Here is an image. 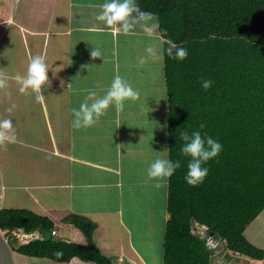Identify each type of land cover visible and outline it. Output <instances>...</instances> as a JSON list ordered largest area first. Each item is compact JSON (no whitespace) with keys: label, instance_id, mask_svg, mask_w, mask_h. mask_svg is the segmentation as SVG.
Wrapping results in <instances>:
<instances>
[{"label":"crops","instance_id":"0c3cea01","mask_svg":"<svg viewBox=\"0 0 264 264\" xmlns=\"http://www.w3.org/2000/svg\"><path fill=\"white\" fill-rule=\"evenodd\" d=\"M104 2L0 0V209L46 216L56 238L87 245L85 234L65 221L83 216L96 224L93 241L111 264H154L158 256L164 264L169 178L148 177L155 159H169V150L159 152L169 149L164 39L158 17L146 11L128 33L109 28L96 19ZM94 47L103 55L92 57ZM36 55L50 69L40 99L31 89L20 91ZM116 76L139 98L126 99L122 110L112 104L93 125L73 128L72 109L89 92L103 97ZM245 236L264 249V210ZM0 254L8 256L0 264H99L22 254L1 229ZM240 256L244 264H264Z\"/></svg>","mask_w":264,"mask_h":264},{"label":"trees","instance_id":"16d2710c","mask_svg":"<svg viewBox=\"0 0 264 264\" xmlns=\"http://www.w3.org/2000/svg\"><path fill=\"white\" fill-rule=\"evenodd\" d=\"M155 14L164 39L163 55L169 103V159L181 167L169 178L164 264H213L212 251L193 234L195 221L226 239L240 262L245 255L264 259V249L245 236L264 210V0H137ZM171 44L187 50L184 59L170 54ZM213 83L207 90L204 80ZM203 124L204 127L200 128ZM199 130L222 144L205 165L203 183L185 180L182 132ZM65 221L86 236L88 244L52 236L55 223L26 209H0V229L39 230L43 240L17 247L37 257L69 262L73 257L111 264L93 241L96 224L77 214ZM238 254V255H237Z\"/></svg>","mask_w":264,"mask_h":264},{"label":"clouds","instance_id":"9594fccd","mask_svg":"<svg viewBox=\"0 0 264 264\" xmlns=\"http://www.w3.org/2000/svg\"><path fill=\"white\" fill-rule=\"evenodd\" d=\"M149 15V13H146L139 8L138 4L135 3V0H105L102 5V11L97 15L96 19L98 21L104 22V24L109 28L112 26H119L123 29L124 33H128L129 30L134 27V23L137 19H142ZM147 51L149 53L153 52L151 48L147 49ZM168 51L170 54H173L179 59H184L187 55V50L185 48L177 47L175 44H171ZM102 55L103 54L101 51L96 47H94V50L91 52V56L94 58L100 57ZM49 70L50 69L47 63L42 56L36 55L32 57L28 65L27 75L21 78L22 87L20 91L24 92L28 89H31L41 94L37 97L40 99L43 96V89L49 83ZM3 83V81H0V85ZM212 83L213 81L210 79L204 80V89L207 90L210 88ZM94 97H96V93L89 92L88 97L85 98V102L81 103L78 108L72 109L73 128L80 129L81 127H89L93 125L97 119L106 114V110L112 104H114L118 110H122L125 100H136L139 98V93L133 89L130 84H127L121 76H116L112 80L108 91L103 97L99 99H94ZM89 99L92 101L90 104L87 102ZM203 127L204 125L201 124L200 128ZM179 139L184 142L181 147L182 155L190 158L187 161V173L185 174V180L188 184L197 186L203 183L204 179L207 177L209 169L205 165L211 159L217 157L220 154L222 144L212 136L207 135L206 133L202 134L199 130H192L190 133L188 131H184L180 134ZM168 150L169 149L165 148L163 151L159 152H167ZM181 164L182 162L179 159L172 160L168 158H157L150 164L148 168V177L156 178L158 181L164 180L165 178H170L174 175L176 170L181 167ZM160 186L161 184L158 182L156 187ZM54 229L56 230V228ZM13 230L6 229L3 230V233L6 241H8L16 251L17 247L31 243L29 242L27 244H20L16 241H13L12 239H8L5 232L8 231L11 233ZM27 231L30 232L39 230L37 229ZM57 235L52 236L57 237ZM113 264H116V262Z\"/></svg>","mask_w":264,"mask_h":264},{"label":"built area","instance_id":"2783aa9c","mask_svg":"<svg viewBox=\"0 0 264 264\" xmlns=\"http://www.w3.org/2000/svg\"><path fill=\"white\" fill-rule=\"evenodd\" d=\"M192 232L200 239L204 240L206 246L212 251L213 264H227L225 255H235V253L228 248L226 239H222L217 237L216 234H212V230L208 225L195 221L192 226ZM5 233L8 239H12L20 244H27L37 239H44L43 234L39 231L29 232L22 227L14 229L11 233L8 231ZM57 234L58 232L53 229L52 235Z\"/></svg>","mask_w":264,"mask_h":264},{"label":"rangeland","instance_id":"374dc122","mask_svg":"<svg viewBox=\"0 0 264 264\" xmlns=\"http://www.w3.org/2000/svg\"><path fill=\"white\" fill-rule=\"evenodd\" d=\"M138 103H141V102H138ZM161 210H164V206L162 205V207H161ZM155 239H157V237H155ZM151 248H153L154 249V245H151ZM15 250V249H14ZM234 257H236V256H234ZM3 258H4V261H6L7 260V258H8V256H6V255H4V254H0V261H3ZM242 258V257H241ZM243 259V258H242ZM241 259V261L240 262H238V263H236V262H230V261H228V258H226V262H227V264H244V262H243V260ZM152 262L151 263H154V264H159L160 263V261H159V256L158 257H154L153 258V260H151ZM47 262H49V264H53L52 262H50V261H46V260H42L41 261V264H45V263H47Z\"/></svg>","mask_w":264,"mask_h":264},{"label":"water","instance_id":"95a60500","mask_svg":"<svg viewBox=\"0 0 264 264\" xmlns=\"http://www.w3.org/2000/svg\"><path fill=\"white\" fill-rule=\"evenodd\" d=\"M211 233H212V234H214V232H213V231H212Z\"/></svg>","mask_w":264,"mask_h":264}]
</instances>
